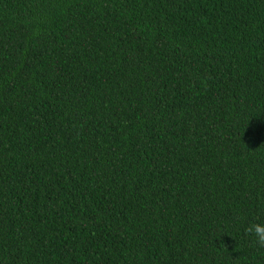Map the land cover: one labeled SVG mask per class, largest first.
Here are the masks:
<instances>
[{
  "label": "trees",
  "instance_id": "trees-1",
  "mask_svg": "<svg viewBox=\"0 0 264 264\" xmlns=\"http://www.w3.org/2000/svg\"><path fill=\"white\" fill-rule=\"evenodd\" d=\"M264 0H0V264H264Z\"/></svg>",
  "mask_w": 264,
  "mask_h": 264
},
{
  "label": "clouds",
  "instance_id": "clouds-1",
  "mask_svg": "<svg viewBox=\"0 0 264 264\" xmlns=\"http://www.w3.org/2000/svg\"><path fill=\"white\" fill-rule=\"evenodd\" d=\"M247 232L255 237L257 243L264 245V223L249 224Z\"/></svg>",
  "mask_w": 264,
  "mask_h": 264
}]
</instances>
